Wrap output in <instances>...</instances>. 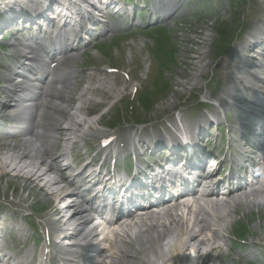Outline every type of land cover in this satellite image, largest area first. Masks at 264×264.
<instances>
[{"label":"rangeland","instance_id":"374dc122","mask_svg":"<svg viewBox=\"0 0 264 264\" xmlns=\"http://www.w3.org/2000/svg\"><path fill=\"white\" fill-rule=\"evenodd\" d=\"M182 1H184L182 5L183 11L170 20L169 24L165 27L169 33H172L171 41L172 44H174L173 47L175 49V63L172 67L168 65L166 71L162 72V66L156 67L160 59L153 58V55L157 53V49L154 52L152 51V53H154L153 55L150 52L151 49H154L156 42L154 43L151 38L145 37L143 32L136 30L122 36L113 35L114 37H108L104 40V43L112 41L111 47L113 54L112 52L110 53V61L112 65H116L117 67L128 71L129 74L133 76V86L139 85L138 92L145 89L146 91H149L151 95L155 94L154 97L156 100L158 99L157 101L145 102L144 100H141V97L137 100L136 98L130 100L132 87L130 88L129 85H125L121 78L116 79L120 76L114 74L110 76L107 75L106 77H103L102 74L96 77L94 74L89 77L87 74H81L72 83V90L75 89L74 95L75 93H79L78 89L86 84V82L91 83L92 86L95 85L99 88H103L105 91H109L108 102L106 101L103 104L99 103L97 105L94 104V102L93 104L91 102H85V108L82 109L81 113L78 115L80 126H77L78 128L75 136L74 129L76 124L72 125L73 130L71 129V132H73L71 137H73L76 142H74L72 146H69L71 143L65 145L67 149L72 148V153L82 152L83 149L89 150L85 145V142H90L94 146L98 142L99 137L102 136V133L106 134L110 130L109 127L111 125H117L115 128V131L117 132H111L116 138L118 137L119 132L120 134L124 131L131 133L133 130L130 128L120 131L123 130L126 125L119 122V120L121 115L125 116L126 112L132 110V108L137 116L144 121H147L146 119L148 118H151L152 121L158 120L160 119L159 117L174 109L183 108V114H187V112L191 111L197 112L196 101H193L192 99L196 93L199 98L202 93L206 96L209 95L205 90H203L202 93L201 91L206 82L209 84L210 80H208V75L210 74V71L213 70L214 75H212L211 78H213L214 82L216 80L222 82L226 74L225 69L227 57L229 58L230 54L223 55L217 60L214 59L212 62L211 59L217 56L212 51V47L214 45L217 47L220 44L226 45V43L230 42L231 35H234L237 30H247L255 21L264 18V0H213L214 2L211 3V5H209L210 2L208 0L207 5L209 6L206 10L203 9V7L207 0H180V3ZM185 6L188 9H185ZM203 10H205L204 13L202 12ZM143 14L144 12H142L140 16L143 17ZM158 34L161 36L165 35L163 32H158ZM97 46L98 45L91 50L89 55L74 58L72 62H68V65L71 67L89 65V67H91L99 62L101 63L108 60L107 57L98 54ZM104 47L105 46H100L99 50ZM130 55L132 56V59L129 58ZM211 63L212 66H210ZM154 79L155 81H153ZM169 80L171 85L167 89L157 88L158 86L169 82ZM104 85H108L109 88L107 89ZM95 91L96 90H93V92ZM92 95L96 96L95 93H92ZM57 104L64 106L65 108L64 111L58 109V113L54 115H56L58 120L63 123V126H67L65 120H67L66 118L69 113L74 112L73 104H63V102H57ZM52 106L53 107L50 108H54L55 105ZM91 108H93V111L89 112L88 110ZM171 114L172 112L169 113V115ZM49 117H52L51 111L45 109V123H48V120L51 122ZM170 117L163 119H168ZM159 124L160 121L147 124L144 126L143 130L147 126H151L157 130ZM48 134H52V136L56 135L58 137V135L53 132ZM52 136L45 135L44 138L47 143L54 144L51 146L52 149L50 154H55L59 152L60 148L64 147L65 141L61 144L58 139H55V137ZM128 141L131 142V140ZM117 143L118 141L115 142L113 148H117ZM4 152L7 153L5 154ZM15 156L16 154L9 148L0 147V162L4 161L5 164L8 165V168L5 167L6 173L4 171L0 172V174L4 172V175L0 178V204H7L8 209L10 210L12 207H20L23 214H28L27 212L30 211L29 204L32 209L34 204L40 203L44 204L46 208L44 209V207H42V212H39V214H42L46 218L51 216L52 209L50 205H46L48 200L44 195L45 191L39 190L36 186H33V184L30 183L32 182L31 180H27L28 182H26L21 178H27L25 177V174L31 169V165L29 166L28 163H31L32 161L37 163L38 161L29 158L22 160ZM23 162L26 167H24L25 165ZM12 164L17 167L20 166L22 172H20L19 175L16 174L17 171H11V168L13 167ZM43 167L46 166L42 165L41 168ZM47 168L48 167H46L45 170H47ZM23 173L24 175H21ZM46 175L55 178L54 174L49 170L46 172ZM40 179L42 180L38 179L37 181L40 184H43V182H41L44 180L43 177ZM54 183L55 182H52L50 184ZM44 187L46 189L47 184ZM50 190L52 189L50 188ZM57 191L58 189L56 192ZM53 192L55 191L53 190ZM23 198H25V200H22ZM36 208L38 207L36 206ZM10 217L11 212H8L2 217V219H9ZM12 218L16 220L14 216H12ZM2 219L0 218V226L5 227L8 225L9 229V224L11 223L6 220L3 221ZM20 222L23 227L21 229L25 228L28 233L30 231L29 224L27 225L25 221ZM36 222L40 226L39 229H41L43 223L40 220H37ZM261 236L264 238V233L261 234ZM193 246L194 245L192 244L191 247ZM132 262L138 264V260H133ZM167 262L173 264L170 263L171 259ZM155 263L158 262L155 261ZM191 263L192 260H190V264Z\"/></svg>","mask_w":264,"mask_h":264},{"label":"bare ground","instance_id":"6f19581e","mask_svg":"<svg viewBox=\"0 0 264 264\" xmlns=\"http://www.w3.org/2000/svg\"><path fill=\"white\" fill-rule=\"evenodd\" d=\"M16 18L17 17H11L12 20H14ZM2 21H3V19H2ZM257 22H259V24H260V35L254 41L259 45H263L264 44V39H263L264 38V18L257 20ZM254 25H255V23L251 26H254ZM228 53L230 54L229 57L233 56L234 55L233 54L234 49H231L230 51H228L224 55H226ZM215 58H217V56L214 57V59ZM227 59H228V57H227ZM93 74L95 77L100 75V74H103V69H99V70L94 69ZM262 81L264 82V79H262ZM234 82L236 84L235 87L238 89V91L233 90L231 92V95L229 96V98L233 99L235 103L223 101V103H220L218 105V109L214 113H210L209 115H206L205 117L201 116L199 119H194V120H187L186 119L181 124L184 136L192 137L194 134L192 128L196 124H203L205 126L208 123V121H210V118L217 117L219 119L221 108L225 109V114L227 113L233 122L238 123V124L243 123L242 119L234 114V112L240 111V109H238L237 102H239V101L258 102L260 99L255 98V93H256L255 88L248 86L246 83H243L241 81H234ZM97 89H98L97 86H95V85L92 86L91 83H86L84 85V87L81 89V91L79 92V94L76 97H72L71 99L61 97L62 94L52 95L54 98L58 99L59 101L70 100L69 103L78 102V104H76L73 107L74 112L69 113L67 118H66L67 120H65L67 122V126H63V123H60L59 120H56L49 127V128H52V126L55 125V130H56L57 134L59 135V137H58L59 141L60 142L65 141L64 147L61 148L59 154H57L55 157V163H56V161H58L56 159H58L60 157L63 158L65 156H67V150H66L65 145L67 143H70V142L74 143V140H75L73 137H71V135L73 133V132H71V129L73 128L72 125L76 124L75 129H74L75 130L74 136H75L76 130L78 128L77 126H80V123L78 121L79 120L78 115H79V113H81L82 109L85 108V104H86L85 102H88L89 95L91 93H93V90L97 91ZM243 91H247L248 96L250 95L251 97L244 96L242 94ZM49 97H51V96H49ZM211 109H213V108H211ZM68 135H70V136H68ZM46 147H47V145H45L42 142L40 143V145H38L37 143L31 142V143H28L27 145H13V146L7 147V148L12 150V152L16 154L15 157L22 159V160L25 158L27 159V158L32 157V153H31L32 149L31 148H36L35 156H37L40 160L37 163L34 161H32L31 163H28L29 166L31 165V167H30L31 169L29 172H27L25 174V177H27V178H24V177H21V178H23L26 182H28L27 180H29V181L31 180L32 182H30V183L37 184L36 183V182H38L37 180L38 179L42 180L40 178L43 177V179L45 181L43 180L44 183H43V186L41 187V189L47 184L48 190L45 191V194H47V197L52 201L53 206L55 207V211L59 214V216L61 215V217H63L65 212L68 209L73 210L72 213L67 218H65L64 219L65 221L63 222V224H64L63 226L68 227L70 224H73V218H75L76 215H79V213L75 210L74 205H71V203H67L63 208L58 205V203L62 199L64 200V197H65V195L64 196L62 195L63 188L62 187L57 188L54 186L59 181V179L54 178V177L53 178L49 177V175H46V172L48 171V169L45 170L46 167L41 168L42 164L43 165L47 164L46 161H47L48 157H47V154L45 152ZM4 153L6 154L7 152H4ZM53 161H54V158H53ZM24 165H25V163H24ZM5 167L8 168V165L5 164L4 161L0 162V172L4 171L6 173ZM24 167H26V165ZM63 168L65 170L61 171V174H65L66 170L70 169L68 166L63 167ZM60 169H61V167H60ZM60 169H59V167L57 168L58 171ZM12 170L17 171L16 174H18V175L20 174V172H22V170L20 169V166L17 167L16 165L15 166L13 165V167L11 168V171ZM4 172H2V174H4ZM21 175H24V173ZM56 177H59V176H56ZM52 182H55V183L50 184ZM50 188L52 190H50ZM57 189H58V191L56 192ZM53 190L55 192H53ZM73 212H74V214H73ZM200 221H196L195 219L193 220L191 217H188V216H182L181 219H176V221H175L176 224L181 223V225H178L179 228H177L176 230H183V228L186 227L184 233L191 234V236L187 237L186 240H184L183 238H178V237L176 239V237H175L176 242L175 241L174 242L176 243V245L174 244V247H172V249L169 250V253L157 252V251H160L162 249V245L164 243V240L162 241L160 238L158 239V241H160V244L158 245V247L160 246V250H156L155 243L157 241V238H156L157 230L153 229L151 227V224L146 226V228H144L143 230H140V232H141L140 234L135 235L134 231L129 232V234L126 235L127 238L131 241V244L133 243L132 245L135 248H138L137 250H141V252H140L141 256H134L132 259H134V260L138 259L142 263H147V264H158V263H155L153 260L154 259L153 256H156V254H157V255H159V260L162 264H168L169 262H167V261L170 259L171 260L177 259L179 261L187 260V258H186L187 257L186 256L187 251H192V253H194L196 251L203 250V251H206V253H208V252L217 250V248H218L217 245H208L207 248L204 250V248L202 247V244H199L196 246L193 243L194 240H197L201 243H207L206 241H203L201 239L199 240V236H202L206 233L205 232L206 228L200 227ZM173 232H174V230L172 229L171 233H173ZM159 233H160V235H163V233L161 231H159ZM192 244L194 245L193 247H191ZM198 247H200V248H198ZM195 258H196V256H194V255L190 256L189 261L192 260L191 264L195 263V261H196ZM132 264H135V263L132 262Z\"/></svg>","mask_w":264,"mask_h":264}]
</instances>
